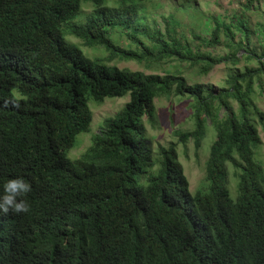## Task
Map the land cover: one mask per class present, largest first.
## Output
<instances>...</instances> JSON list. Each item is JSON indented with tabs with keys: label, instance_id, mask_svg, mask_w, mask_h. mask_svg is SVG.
<instances>
[{
	"label": "trees",
	"instance_id": "trees-1",
	"mask_svg": "<svg viewBox=\"0 0 264 264\" xmlns=\"http://www.w3.org/2000/svg\"><path fill=\"white\" fill-rule=\"evenodd\" d=\"M146 2L0 0V191L17 176L32 187L28 213L0 214V264H264V170L254 160L261 144L254 120L264 125V113L253 102L264 51L250 49L243 16L213 20L208 39L191 35L199 41L193 48L173 15L149 22ZM83 5L90 14L73 24ZM252 33L264 50V28ZM67 36L106 56L88 58ZM203 46H223L227 54L214 57ZM242 59L258 67L229 74L228 88L216 94L187 86L177 73L109 66L177 62L206 76ZM186 93L194 101L193 130L174 132L177 143L159 148L152 173L145 124L155 122L154 100ZM126 95L88 149L69 159L77 136L90 132L89 103ZM208 122L216 140L206 186L191 195L177 147L193 142L199 149ZM228 164L236 199L226 188Z\"/></svg>",
	"mask_w": 264,
	"mask_h": 264
},
{
	"label": "rangeland",
	"instance_id": "rangeland-1",
	"mask_svg": "<svg viewBox=\"0 0 264 264\" xmlns=\"http://www.w3.org/2000/svg\"><path fill=\"white\" fill-rule=\"evenodd\" d=\"M114 1L109 0V5L112 6ZM146 7L148 9L147 20L149 22L155 19L161 23L162 17L173 15L180 23L179 32L187 38L193 48L199 44V41L192 39L191 35L195 34L208 39L210 31L214 27L213 20L229 23L233 16H243L250 31V49L255 51L256 56H260L264 51L257 43L255 34L252 33L259 29V25L261 28H264V0H148ZM91 10L92 7L90 5H83L81 15L79 14L72 23H84L86 16L90 14ZM66 39L76 44L88 58L106 56L103 53L105 51L101 48L91 49L83 47L81 42L72 36H67ZM239 39V36L236 35L234 42H238ZM202 51L214 57L225 56L227 54V50L223 46H214V48L203 46ZM109 66H115L118 69H128L133 72H143L146 75L155 74L163 76L165 73H177L185 78L187 86L193 87L198 85L206 90L213 91L215 94L223 88H228L226 82L229 74L244 72L245 67L254 69L258 67L256 62L247 63L243 59L236 67H232L229 63L221 62L214 66L208 75L202 76L198 74L196 68H190L186 64H179L177 62L163 63L158 66H152L149 69L143 64L115 60L110 62ZM254 89L253 102L264 113V73L261 75L260 80L255 83ZM128 101L129 97L126 95L122 98L105 99L102 103L90 102L89 108L92 113L90 132L77 136V146L68 153V158L71 160L78 159L91 145L92 136L100 132L104 120L114 117L124 108ZM229 102L232 112L238 114L237 103L233 100ZM193 103L191 95L187 93L183 97L171 96L154 100L156 108L155 122L152 126L145 124L146 137L152 149V161L155 162L151 170L152 173H155L159 168V148L167 147L172 142L177 143V137H175L174 132L193 130ZM219 115L222 118L225 112L221 110ZM254 123L261 140L260 146L254 152V160L264 170V125H260L257 118H255ZM215 140L216 131L208 122L205 137L199 149L195 148L193 142H189L186 146L179 144L177 147V159L183 168L191 195L205 190V165L210 147ZM227 170L228 180L226 188L231 199H236L237 178L235 171L230 164L227 165ZM143 181H145L144 178Z\"/></svg>",
	"mask_w": 264,
	"mask_h": 264
},
{
	"label": "clouds",
	"instance_id": "clouds-1",
	"mask_svg": "<svg viewBox=\"0 0 264 264\" xmlns=\"http://www.w3.org/2000/svg\"><path fill=\"white\" fill-rule=\"evenodd\" d=\"M31 191V184L22 176L7 179L0 191V214L28 213L30 204L26 197Z\"/></svg>",
	"mask_w": 264,
	"mask_h": 264
}]
</instances>
